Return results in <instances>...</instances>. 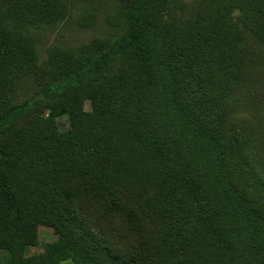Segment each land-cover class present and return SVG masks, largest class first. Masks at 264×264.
Instances as JSON below:
<instances>
[{
    "label": "trees",
    "instance_id": "obj_1",
    "mask_svg": "<svg viewBox=\"0 0 264 264\" xmlns=\"http://www.w3.org/2000/svg\"><path fill=\"white\" fill-rule=\"evenodd\" d=\"M159 1L129 0L119 33L0 111V248L10 264H264V212L233 178L228 113L209 71L227 76L235 45L228 31L196 45L159 21ZM245 2L264 43V0ZM47 12L46 0H0V79L23 58L14 16ZM128 58L117 81L104 80ZM39 106L50 112L41 131L22 123ZM60 113L69 115L67 130L56 126ZM74 190L96 199L109 227L103 216L80 214ZM122 196L143 201L156 235ZM115 215L128 222L122 242ZM40 224L57 238L28 254Z\"/></svg>",
    "mask_w": 264,
    "mask_h": 264
},
{
    "label": "rangeland",
    "instance_id": "obj_2",
    "mask_svg": "<svg viewBox=\"0 0 264 264\" xmlns=\"http://www.w3.org/2000/svg\"><path fill=\"white\" fill-rule=\"evenodd\" d=\"M128 2L46 0L47 13L29 18L14 16L10 31L19 37L23 47L19 55L23 58L6 78L0 79V111L29 99L66 65L83 58L97 41L119 33L125 25ZM156 10L161 23L175 25L185 36L195 37L196 45L210 31L229 32L238 59L235 67L228 69L227 76H222L217 68L209 71L211 78L217 79L212 82L228 113L227 157L233 178L264 212V43L253 29L251 8L245 0H160ZM200 48L205 49L204 45ZM132 62L130 58L115 62L104 80L117 81ZM204 65L209 67L206 60ZM92 108V100L85 99L84 109ZM49 113L45 107H36L22 123L32 130H45ZM54 119L58 129L70 128L67 113ZM73 192L76 209L82 216H103L99 224L109 227L103 208L92 195L85 198V193ZM122 198L136 207L140 221L154 235L160 231L139 197ZM113 220L112 224H117L116 238L122 242L128 222L119 215ZM56 238L53 225L40 224L38 242L28 254L42 252ZM0 264H10L8 251L1 248ZM61 264L74 263L67 260Z\"/></svg>",
    "mask_w": 264,
    "mask_h": 264
}]
</instances>
